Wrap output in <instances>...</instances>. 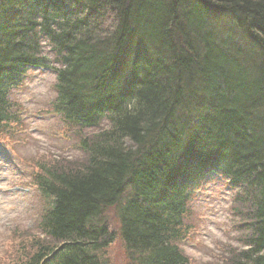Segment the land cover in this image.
I'll return each mask as SVG.
<instances>
[{"label": "trees", "instance_id": "trees-1", "mask_svg": "<svg viewBox=\"0 0 264 264\" xmlns=\"http://www.w3.org/2000/svg\"><path fill=\"white\" fill-rule=\"evenodd\" d=\"M34 70L75 154L29 163L40 211L0 264H109L116 237L127 264H190V205L217 179L223 264H264V0H0V139Z\"/></svg>", "mask_w": 264, "mask_h": 264}, {"label": "rangeland", "instance_id": "rangeland-1", "mask_svg": "<svg viewBox=\"0 0 264 264\" xmlns=\"http://www.w3.org/2000/svg\"><path fill=\"white\" fill-rule=\"evenodd\" d=\"M55 79L52 71H30L23 84L10 93L19 123L8 126V132L0 139V259L9 251L15 230H31L40 211L39 194L27 185L35 172L29 163H40L42 157L49 156L68 155L70 159L75 154L72 139L67 138L52 111ZM232 197L226 181L219 179L195 194L186 221L191 228L182 244L190 264L226 262L222 258L235 247L236 238ZM112 214L107 217L111 227H115ZM103 255L109 264H127L119 237Z\"/></svg>", "mask_w": 264, "mask_h": 264}]
</instances>
